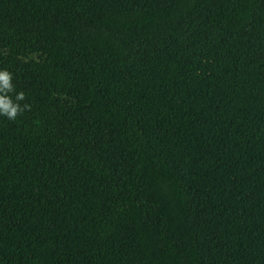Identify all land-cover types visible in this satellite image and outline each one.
<instances>
[{
	"label": "trees",
	"instance_id": "trees-1",
	"mask_svg": "<svg viewBox=\"0 0 264 264\" xmlns=\"http://www.w3.org/2000/svg\"><path fill=\"white\" fill-rule=\"evenodd\" d=\"M0 70V264H264V0H0Z\"/></svg>",
	"mask_w": 264,
	"mask_h": 264
},
{
	"label": "clouds",
	"instance_id": "clouds-1",
	"mask_svg": "<svg viewBox=\"0 0 264 264\" xmlns=\"http://www.w3.org/2000/svg\"><path fill=\"white\" fill-rule=\"evenodd\" d=\"M25 99L23 92L16 91L12 73L0 70V117L15 121L25 111H31L30 104L21 103Z\"/></svg>",
	"mask_w": 264,
	"mask_h": 264
}]
</instances>
